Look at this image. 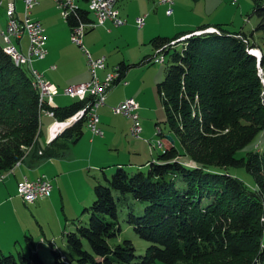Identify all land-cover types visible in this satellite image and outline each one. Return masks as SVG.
<instances>
[{
    "label": "trees",
    "instance_id": "1",
    "mask_svg": "<svg viewBox=\"0 0 264 264\" xmlns=\"http://www.w3.org/2000/svg\"><path fill=\"white\" fill-rule=\"evenodd\" d=\"M252 2L259 18V40L251 41L244 31H229L221 24H202L173 38L152 40L158 48L209 26L221 31L181 39L184 50L172 55V64L158 84L175 143L160 152L147 171L131 173L119 167L110 179L106 177L109 185L94 186L95 200L85 208L89 221L66 233L70 249L66 260L52 250L56 264H155L157 260L264 264V151L252 149L236 156L238 150L256 144L264 130V0ZM87 13L78 11L76 18L67 19L69 25L89 20ZM250 48L258 49L260 58ZM120 66L125 71L129 67L125 62ZM30 74L0 46V174L20 161L63 156L81 137L87 121V116L82 117L41 148L42 105ZM90 99L53 108L56 118L73 116ZM22 145L28 147L24 150ZM237 167H245L254 183L230 172ZM114 190L147 203L142 213L129 211L127 217L139 236L151 243L140 257L131 240L110 243L121 231ZM0 264L46 263L38 253L1 252Z\"/></svg>",
    "mask_w": 264,
    "mask_h": 264
},
{
    "label": "rangeland",
    "instance_id": "2",
    "mask_svg": "<svg viewBox=\"0 0 264 264\" xmlns=\"http://www.w3.org/2000/svg\"><path fill=\"white\" fill-rule=\"evenodd\" d=\"M83 4L85 5L86 2ZM57 5L58 3L56 0H45V2L42 1L39 5L34 4L31 7L30 15L32 19H35L34 17L38 15L39 11L43 12L44 16L48 15L50 16V20L55 21L56 26H58V32H60L59 43L55 49H53L54 51H52V53L51 51L49 52V55L46 58V61L49 62L50 56H53V54L57 57H60L57 59L60 63L57 61L52 62L57 64V68L54 70V73L61 77L59 84H62L59 87L60 94L57 93L53 97V102L57 105H65L68 103L71 104L77 100V98H72L65 94L64 89L71 84H79V81L82 80L81 77L84 73H87V76L85 77L86 79L90 80L92 78V73L87 58V53H91L94 59L104 58L106 60L107 67L105 69L99 68L97 70L98 76L101 80H104L106 75L113 71L115 67H118V65H120L122 62H125L127 65H129L126 78L130 84L124 86L127 84L125 82L116 86L113 89L115 92L114 96L118 100L123 96L128 97L124 100H137L143 104L142 106L145 108V110L142 113L143 109L141 111L138 109L143 127L140 137L130 134V136H128L130 141L129 144H127V147L124 149L125 151L120 150L114 152L110 149V143L106 141V138L109 135L107 132V126L121 125V127H124L126 126L124 123L130 124V121L123 114H115L112 110V107L115 105H112L111 101L108 99L106 105L104 104L100 107V109H98L99 115L101 117L99 126L104 130L105 134L103 136L94 134L85 123V135L81 137L79 144H71L72 146L69 150V152L71 151V155H77L78 159L75 162L63 160L64 162L58 164V172L56 173V177L59 179H57L56 185L55 182L53 184L56 190L59 186L58 182H60L61 186V194L58 191V196H56V209L59 210L60 215L57 218L52 208L39 210L32 214V217L36 222V226H34V228L37 229L36 233L40 232V234L37 236L38 238H36L34 242L35 247L32 245V248H36V250H38L39 255L46 264H56L52 249H55L60 254H62V259L64 260H66V256H70V249L68 247L67 241L62 236L63 232L65 231L64 235H66L67 232L75 230L77 224H86L89 221L90 214L85 211V208L90 207L95 200L94 186L99 182L109 185V182L106 180L105 176L110 179L112 174L117 170V168L113 167L106 172L107 175H104L102 170L92 167V162L99 164L97 160L101 162L105 160V156L113 157L108 159L109 161H107L106 165H104L107 166L109 162H114V157H117L118 154H123V156L126 158V161L124 162L127 164L132 162H140V156L134 155L132 153L129 154V149L136 150L132 149L134 148V142H137L135 143V146L140 145L138 142L142 143L140 145L142 148H148L149 145L151 151H155L153 154L155 157H157L160 152L164 151L162 149L160 150L159 148L165 147V149H167L171 144V141L165 136L170 134V126L166 122L167 112L164 108L162 98L158 91V84L164 79L167 67L172 64V55L176 51L184 50L185 40L178 41L174 46L170 47V53L167 52L169 49L163 50L160 53L158 50L156 51L152 40L159 36L173 38L181 32H188L202 24H221L224 29L229 31L242 30L249 36L251 41L253 39H255V41L259 40L261 36V32L256 30L259 23V18L256 14H254L252 0H173L172 4L162 3L160 0H118L116 7L120 12V17L123 19V24L117 26L112 20H109L114 24H112L113 26L111 27H109L108 24H102L96 26L95 28L86 29V34L83 37V47H79L77 43L72 40V34L69 32L70 27L62 14L61 8ZM169 9H172L173 14L169 12ZM0 11V46L7 47L8 43L6 40H4L2 30L7 29L8 18L3 10ZM18 11L23 18L24 2L22 0H18ZM90 15L93 19L94 14L90 13ZM142 16H146L145 24L140 28L137 25L136 20L138 17ZM209 27H214L215 31L200 32L202 30L208 29ZM209 27L205 29H198L192 32L190 36L201 35L205 33H221L217 27ZM65 31H68V35L66 37L64 36ZM197 32L200 33L197 34ZM13 41L19 47L14 38ZM28 43V38L25 35L23 38V44L25 47H27ZM250 51L260 58V52H258L257 49H251ZM160 54L165 56V60L163 62L152 63L151 61L141 63L143 62L144 58L148 56H151L150 58H152ZM43 63L44 62H41V60H35L34 66L37 69H41V67L43 68ZM114 85L115 82L113 86ZM113 86L109 87V89H111ZM140 93L141 95L138 96ZM198 103L199 102L197 98L196 104ZM75 114L64 121H71ZM86 115L87 113L85 116ZM129 119L131 120V118ZM52 121L53 119L50 117H42V134L39 136V142L43 148L46 147V141L47 143L50 142L52 130L55 126V123L51 125ZM147 122L151 127L150 130L148 129V131L144 129V124ZM156 124H158L160 127L158 128ZM58 126L59 127L55 129L57 132H55L53 140L58 138L60 136V132L62 131L63 126ZM156 128L160 129L159 133H162V135H159V137L156 136L158 131ZM123 133L125 134V132H122L121 134ZM136 138H140V140ZM93 139H95L96 145L93 149V153L91 154L92 146L90 143L93 142ZM26 147H28V145H22L24 150ZM252 149H256V151L259 152L264 151V130L259 133L256 144L252 143L247 147H244V149L238 150L236 156L238 158L245 156L246 153ZM29 151L30 150H28V152ZM137 151H140L142 156L144 155L142 150ZM116 154L117 156H115ZM82 158H88V162L91 165L90 169L82 167ZM146 159H144V162H146ZM41 163L43 164L44 161ZM190 163V165L195 166L194 162ZM61 167L64 170L63 174H60ZM141 168L142 169L140 170L142 171L148 170V166ZM81 169H84L83 173L80 172ZM125 169L131 173L137 172L139 170L137 167H131L130 165H125ZM230 172L238 175L241 179L249 184L254 183L253 175L248 172L245 167L231 168ZM114 195L116 197L118 209V218L116 220L118 222L117 227H120L121 231L118 233V235L111 237L110 243L115 245L122 243L126 239L131 240L135 245L137 256L140 257L147 252V249L151 243L139 236L134 227L127 222V217L129 211H133L136 214L142 213L147 203L135 200L131 193L123 195L120 192L114 190ZM12 198L13 195H11L9 202L3 204V206L0 208V243L3 246L7 245L9 242H12L13 244L14 240L17 238V236H19L17 231L18 225L21 224L20 217L18 213L14 211H16V208H18V210H24L26 212L25 209H27L25 207H20L19 202ZM20 201H23V203L29 208L31 203H27L22 198ZM65 214L68 216L67 221L65 219ZM36 216L41 219L40 225L36 221ZM43 220L44 222H42ZM262 221H264V217L262 218ZM41 225L45 230L48 239H51L53 234L58 235L57 239H53L54 248H52L48 242H45L44 246L42 245V247L39 248V245L42 243L39 240L42 236H44L43 233H41ZM85 246L88 247L87 244ZM12 248L13 249L11 253L13 254L21 251L19 243H15ZM7 250L9 249H6V251L3 253L8 254ZM25 250L28 252L30 249ZM243 260L249 262V259L245 257ZM255 262L257 261H254V263ZM155 264L165 263L157 260Z\"/></svg>",
    "mask_w": 264,
    "mask_h": 264
},
{
    "label": "built area",
    "instance_id": "3",
    "mask_svg": "<svg viewBox=\"0 0 264 264\" xmlns=\"http://www.w3.org/2000/svg\"><path fill=\"white\" fill-rule=\"evenodd\" d=\"M58 5L62 10L64 18L67 20L69 17L76 18L75 15L79 11L80 7L76 3V0H57ZM88 8L91 13L94 14V21H83L82 19L77 20V23L72 26V40L79 44H83V36L86 29L94 28L98 25L104 24L108 20H112L115 25L123 24V19L120 17V12L116 7L118 0H88ZM24 2V17L18 16L16 2L14 0H0V7H4L8 18L7 29L2 30L4 40L11 42L14 46L18 58L21 60L24 66L27 67L32 75H35L37 82L40 83L41 97H42V112L54 117L55 112L53 108V97L58 93V89L55 85L48 82L42 73L34 67V61L37 59H44L47 54L46 49V35L45 29L40 20L31 18V7L37 3V0H23ZM162 3L171 4L173 0H160ZM172 13V9H169ZM145 17H138L136 22L141 28L145 24ZM212 32L215 31L214 27L202 30L200 32ZM198 32V33H200ZM23 34H26L29 40V47L27 51L20 50L14 43L13 38L21 39ZM190 35V34H188ZM185 35V36H188ZM183 36V37H185ZM13 37V38H12ZM172 41L170 43H173ZM170 43L166 44L168 46ZM165 46V47H166ZM164 47V48H165ZM159 49L158 52L164 50ZM161 54L150 58V62L158 63L160 61ZM88 64L92 73V78L88 82H83L77 85H70L64 89L65 94L72 98L85 99L86 97L92 96L95 101L90 107L84 108L78 111L71 121H56L55 126L52 130V136L50 142L53 140L55 129L62 125V130L72 123L77 122L87 113L88 126L92 132L96 135H103V131L99 126L100 117L96 113V110L100 105L105 103V95L109 87L113 86L114 82H117L121 78L120 67H115L113 71L109 72L104 80H101L98 76L97 70L99 68H106V60L104 58L94 59L89 56ZM117 79V80H116ZM116 80V81H115ZM125 83V82H124ZM47 105L49 108H47ZM139 104L134 99L124 100L115 107L113 112L115 114L125 115L132 120L131 133L140 137L143 127L141 118L138 112ZM160 129L157 131L159 136L161 133ZM61 133V132H60ZM42 153V152H41ZM18 194L27 203H33L39 198L50 196L53 190L51 180L45 176H41L37 179L31 180L27 176L23 177L18 182Z\"/></svg>",
    "mask_w": 264,
    "mask_h": 264
},
{
    "label": "crops",
    "instance_id": "4",
    "mask_svg": "<svg viewBox=\"0 0 264 264\" xmlns=\"http://www.w3.org/2000/svg\"><path fill=\"white\" fill-rule=\"evenodd\" d=\"M14 1L16 2V7H17V11H18V0H14ZM42 1L45 2V0H37L36 5H39ZM82 2L83 3L86 2V4L84 5ZM88 2H89L88 0H76V3L80 7L79 11L82 9L83 11L88 12L87 14H88V19L89 20H85L84 18L82 20L83 21H94L95 20V16L92 19L91 15H90L91 12L89 11V8H88ZM57 3H58V1H57ZM57 6H59V5H57ZM0 10H3L6 13L4 7H0ZM18 16L20 18H22L19 11H18ZM34 18L35 19H38V20H40L42 22V24L44 26V29H45V35H46V49H47V54H46V56H45L44 59H37V60H41V62H44L43 63V68L40 66L41 69H38V71L43 74V76L45 77V79L48 82H50L51 84H53V85H55L57 87L58 94H60L59 93V91H60V88L59 87L62 84H59V81H60L61 77L58 76V75H56V73H54L55 72L54 70H56V68H57V64L52 63L54 61H57L58 63H60L57 60L60 57H57L56 55L53 54V56L52 55L50 56L49 62L46 61V58L49 55V52L51 51V53H52V51H54L53 49H55V47L59 43V40H60V32H58V26H56L55 21L50 20V16H48V15L44 16L43 12H40L39 11L38 12V15H36ZM66 22L69 25V22L67 20H66ZM113 23H112V21H109L108 20L104 24H108V26L111 27V26L114 25ZM69 27H70V31L69 32L72 34V27L70 25H69ZM86 31H85V34H86ZM85 34H84V36H85ZM25 35L26 34H23V36H22L21 39L14 38L20 48L18 46L17 47L20 50H22L23 52L24 51H27V49L29 47V43H28L27 47H25L24 44H23V38H24ZM67 35H68V31H65L64 36L66 37ZM28 42H29V40H28ZM49 44H50V46H49ZM77 45L79 47L80 46L83 47L82 46L83 44L82 45L77 44ZM48 46H49V49L50 50L48 49ZM165 46H166V44L159 46L158 48H156V51L159 50V49L164 48ZM170 47L171 46H168L164 50H168V49H170ZM91 48H93V47H91ZM89 56L91 58H93V56H92L91 53H87V58H89ZM150 57L151 56L146 57V60H143V62H141V63L150 62V60H149ZM118 67H121V66L118 65ZM120 72H121V78L122 79H119L117 82H115V85L111 89H108L107 94L105 95V103H104L105 105H106L108 99L111 101L112 105H115L116 106V104L118 105L119 103L123 102L122 100H124L125 98H128L127 96H125V97L123 96V97H120L119 100H118L114 96L115 92L113 91V89L116 86L121 85L124 82L127 83L124 86H127V85L130 84V82L127 81V78H126L127 77V74H128V70L125 71L121 67ZM30 76H31V74H30ZM86 76H87V73H84L83 76L81 77L82 80L79 81V84L80 83H83V82L90 81L89 79H86L85 78ZM31 79H32V76H31ZM133 95L136 96L135 94H133ZM140 95H141V93L138 96H140ZM134 96H132V97H134ZM94 101H95L94 98L92 100L90 99L89 101H87L85 108H89L90 105L94 103ZM116 102H118V103H116ZM137 103L140 106L139 111H141L143 109L142 110V113H143L144 110H145V108L142 106L143 104L140 103L139 101H137ZM54 105H55V107H57V106H62L63 107V106L70 105V103L65 104V105H59V104L57 105V104L54 103ZM101 106L102 105H100L98 107V109H100ZM115 106H113V107H115ZM113 107H112V110H113ZM83 109H84V107H83ZM98 109L96 110V113L99 115ZM43 116H47V117H50V118L53 119L51 125H53L56 121H60L58 118H56V116L52 117V116H50V115H48V114L40 111V130H41L42 117ZM99 117H100V115H99ZM127 118L130 121V124L124 123L126 125L124 127H121V125H118V126L117 125L107 126V132L109 133V135L106 138V141H108L110 143V149L113 150L114 152L120 151V150L125 151L124 149L127 147V144H129V141L130 140H129L128 136H130V134H132L131 133L132 120H130L129 117H127ZM100 122H101V117H100ZM75 123L76 122H74L72 125H70L67 128L65 127V129L60 134H62L64 131H66L67 129H69L70 127H72ZM85 123L88 126V118H87V121L85 120ZM156 126L157 127H160V126H158V124H156ZM88 128L90 129L89 126H88ZM150 128L151 127H150V125H149L148 122L144 124V129L145 130L148 131V129L150 130ZM156 130H157V128H156ZM102 131H103V135H104L105 132H104L103 129H102ZM122 132H125V134L124 133L121 134ZM41 134H42V131H41ZM83 135H85L84 127H83V133H82L81 137H83ZM103 135H101V136H103ZM156 136L159 137L157 134H156ZM81 137L78 139L77 142H75L73 144H77V143L79 144V140L81 139ZM136 139L140 140V138H136ZM135 143H137V142H134V148H132V149H136V150H130L129 149V154L132 153L134 155L140 156V158H141V161L140 162H132L130 164H127V163L124 162V161H126V158L123 156V154L122 155L118 154V156L116 154L115 156H117V157H114V162H109V164H107V166H104V165H106L107 161H109L108 159L113 158V157L105 156V160H103L101 162H99L97 160V162L100 165L92 162V164H93L92 167H95V169L102 170V172L104 173V175H107L106 172L109 169L113 168V167H115V168L122 167V168L125 169V165H130L131 167H137L139 170L142 169L141 167L148 166V168H149L150 165L152 164V162H155L156 161V158L157 157H155V155L153 156V154H154L155 151L152 152L151 149H150V147H149V145H148V148H145V147L142 148V147H140V145L142 143L138 142L140 144L138 146H135ZM47 144H50V142L47 143V141H46V146H47ZM90 144L92 146L91 147V154H92L93 153V149L95 148V145H96L95 139H93V142L90 143ZM39 146L41 148H43L40 142H39ZM70 148L68 149V151L66 153H64L63 156H60V157L43 159V160H40L38 162L32 161V160H25L23 163H20V164H17L18 163L17 162L16 165L13 167V169H11V170H9L7 172H4L2 174H0V208L3 206V204L9 202V200L11 198V195H13V198L12 199H15V200H17L19 202L20 207L27 208V209H25L26 212L24 210H18V208H16V211H14V212L18 213V215L20 217V223L21 224L18 225V231H17L19 233L18 234L19 236H17V238L14 240V243L13 244H12V242L11 243L9 242L7 245H4L3 246L0 243V253L1 252L3 253L4 251H6V249H9V250H7L8 251L7 253L8 254H13V253H11V251L13 249L12 247L15 245V243H19L20 244V247H21V251H19V252H24V253H27V254H30V253H38L39 254V252H38V250H36V248H32V245L35 247L34 242H35L36 238H38L37 236L40 234V232L36 233V230L37 229L34 228V226H36V222H35V219L32 217V214L34 212H36V211H39V210L51 209L52 208L53 211L55 212V215H56L57 218L60 215L59 210L56 209V199H57L56 196H58V191L61 194V186H60V182H58L59 183V186L57 187V190H56V188L54 187V184L53 183L55 182V185H56L57 179H59L58 177H56V175H57L56 173L58 172V164L59 163L64 162L63 160H68V161H74L75 162L78 159V157H77L76 154H75L76 156L71 155V151L69 152ZM159 149L160 150L161 149L164 150L165 147L164 148H159ZM137 150H142L143 153H144V155L142 156V153L140 151H137ZM41 152L42 151H40V153ZM144 159H146V162H144ZM42 161H44L43 164L41 163ZM82 161H83V165H82L83 168H88V169L91 168V165L88 162V158H82ZM87 163H89V164H87ZM80 172L83 173L84 172V169H81ZM63 173H64V170L61 167L60 174H63ZM25 176H27L31 180L37 179V178H39L41 176H45L49 180H51V183L53 185V190H52V193L50 194V196L37 199L35 202H33V203H31L29 205V208L27 207L26 204L23 203V201L22 202L20 201L22 197H20V195H18V189H17L18 182L21 181L23 179V177H25ZM105 177H107V176H105ZM15 200H13V201L16 202ZM65 219H66V221L68 220L67 214H65ZM36 221L40 225L41 219L38 216H36ZM42 222H44V220ZM40 228H42L41 233H43L44 236H42L40 238V240H39L40 242H42L39 245V248L42 247V245L44 246V243L45 242H48L50 244V246L52 248H54V246H53V243H54L53 239H57L58 235L53 234V237L51 239H48V236H47L45 230L43 229L42 225H41ZM64 234H65V231L63 232L62 236H63L64 239H66V237H65ZM25 249H30V250L28 252H26ZM52 250H55V249H52ZM19 252H17V253H19ZM17 253H15V254H17Z\"/></svg>",
    "mask_w": 264,
    "mask_h": 264
},
{
    "label": "bare ground",
    "instance_id": "5",
    "mask_svg": "<svg viewBox=\"0 0 264 264\" xmlns=\"http://www.w3.org/2000/svg\"><path fill=\"white\" fill-rule=\"evenodd\" d=\"M175 1V0H174ZM173 3V2H172ZM171 3V4H172ZM170 6V5H169ZM171 7V6H170ZM172 13H173V11H172ZM197 34H198V32H197ZM186 37V36H185ZM185 37H182V38H180L179 40H181V39H184ZM179 40H177V41H179ZM177 41H175V42H173L172 44L174 45ZM7 43H8V45H7V47H6V49H7V51L8 52H10V53H12L13 55H14V60H15V62H16V64L17 65H23V63L21 62V60L18 58V54L16 53V50H15V48H14V46L11 44V42H9V41H6ZM258 50V49H257ZM258 52H259V50H258ZM160 53V52H159ZM164 54V53H163ZM163 54H161V58H160V61L159 62H163L164 60H165V56L163 55ZM153 63V62H152ZM34 76V78H33V80H34V87L36 88V90L38 91V93H39V95H40V104L42 105V97H41V89H40V83L39 82H37V80H36V78H35V75H33ZM159 128V127H158ZM158 130V129H157ZM21 163V161L20 162H18L17 164H20ZM13 169V168H12Z\"/></svg>",
    "mask_w": 264,
    "mask_h": 264
},
{
    "label": "water",
    "instance_id": "6",
    "mask_svg": "<svg viewBox=\"0 0 264 264\" xmlns=\"http://www.w3.org/2000/svg\"><path fill=\"white\" fill-rule=\"evenodd\" d=\"M73 123H74V121H72V123H71L70 125H72ZM68 127H69V126H68ZM64 129H65V128H64ZM166 138H168V139L171 141L172 144L175 143V139H174V137H173L172 135L167 134V135H166ZM254 264H258V262H255Z\"/></svg>",
    "mask_w": 264,
    "mask_h": 264
}]
</instances>
